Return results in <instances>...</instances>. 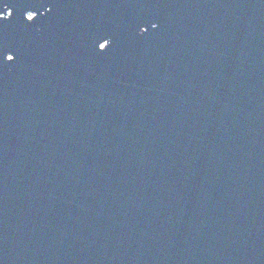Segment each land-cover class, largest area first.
<instances>
[{"label":"water","instance_id":"water-1","mask_svg":"<svg viewBox=\"0 0 264 264\" xmlns=\"http://www.w3.org/2000/svg\"><path fill=\"white\" fill-rule=\"evenodd\" d=\"M0 264H264V0H0Z\"/></svg>","mask_w":264,"mask_h":264},{"label":"flooded vegetation","instance_id":"flooded-vegetation-1","mask_svg":"<svg viewBox=\"0 0 264 264\" xmlns=\"http://www.w3.org/2000/svg\"><path fill=\"white\" fill-rule=\"evenodd\" d=\"M25 16H26L27 18H30L31 16H33V12H31V11H26V12H25Z\"/></svg>","mask_w":264,"mask_h":264},{"label":"snow or ice","instance_id":"snow-or-ice-1","mask_svg":"<svg viewBox=\"0 0 264 264\" xmlns=\"http://www.w3.org/2000/svg\"><path fill=\"white\" fill-rule=\"evenodd\" d=\"M8 59H9V60H11V59H12V57H8Z\"/></svg>","mask_w":264,"mask_h":264}]
</instances>
